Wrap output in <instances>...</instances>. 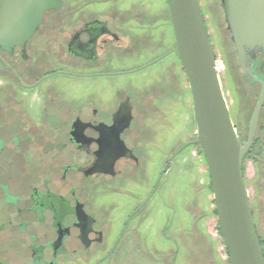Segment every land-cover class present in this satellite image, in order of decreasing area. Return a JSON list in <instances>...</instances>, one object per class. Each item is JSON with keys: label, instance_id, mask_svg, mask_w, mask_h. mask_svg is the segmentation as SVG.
Returning a JSON list of instances; mask_svg holds the SVG:
<instances>
[{"label": "flooded vegetation", "instance_id": "flooded-vegetation-1", "mask_svg": "<svg viewBox=\"0 0 264 264\" xmlns=\"http://www.w3.org/2000/svg\"><path fill=\"white\" fill-rule=\"evenodd\" d=\"M151 1L61 0L28 40L12 45L0 26V264L165 257L148 236L154 198L175 158L196 145L162 161L153 180V138L166 128L155 125L154 109L163 113L182 94L169 73L178 69L182 84L186 75L167 2L164 17L154 18ZM251 62L264 80V55ZM249 159L260 163L257 185L244 181L264 258L254 214V198L264 211V138L256 134Z\"/></svg>", "mask_w": 264, "mask_h": 264}, {"label": "water", "instance_id": "water-1", "mask_svg": "<svg viewBox=\"0 0 264 264\" xmlns=\"http://www.w3.org/2000/svg\"><path fill=\"white\" fill-rule=\"evenodd\" d=\"M166 2L176 41L173 52L186 75L196 123L195 140L184 147L196 145L204 155L230 264H264L242 172L264 105V80L254 74L251 62V56L264 55V0H220L242 75L261 89L246 142L231 120L197 0ZM60 7L61 0H0L3 42L12 45L28 40L43 16Z\"/></svg>", "mask_w": 264, "mask_h": 264}, {"label": "rangeland", "instance_id": "rangeland-1", "mask_svg": "<svg viewBox=\"0 0 264 264\" xmlns=\"http://www.w3.org/2000/svg\"><path fill=\"white\" fill-rule=\"evenodd\" d=\"M198 3L213 59L222 67L218 76L231 120L241 141L245 142L260 88L250 85L242 75L234 46L226 30L220 1L198 0ZM163 7L164 0H152L149 14L154 18L164 17ZM126 8L124 4L121 5L123 13L127 12ZM172 40L170 25V48L173 46ZM169 61L172 64V60ZM174 69L175 72L169 73V77L175 78L182 94L179 98L175 97V100L170 98L167 102L168 108L163 113L157 114L156 108L154 109L155 125L162 124L166 128L163 132L154 134L153 180L157 177L159 167L164 163L162 161H166L179 148L194 141L196 135L189 86L186 78L183 84L179 80L177 82V77L181 76L178 69L177 71ZM57 81L62 83L63 79L58 78ZM262 138L264 105L256 133L257 140L261 141ZM255 161L256 163L249 159L246 163L245 160L243 162L244 179L248 181L247 188L255 187L259 181L260 163L256 159ZM163 182L161 193L154 198L148 236L152 233L155 249L164 251L165 257H160L159 253V256H155L153 264H230L218 227L215 202L201 149L189 146L180 153ZM249 196L253 197L251 190ZM254 201L255 222L262 234L264 246V211L257 206L256 198Z\"/></svg>", "mask_w": 264, "mask_h": 264}, {"label": "built area", "instance_id": "built-area-1", "mask_svg": "<svg viewBox=\"0 0 264 264\" xmlns=\"http://www.w3.org/2000/svg\"><path fill=\"white\" fill-rule=\"evenodd\" d=\"M214 63H215V71L217 73L220 72V70L222 69L221 65L218 62H216L215 60H214Z\"/></svg>", "mask_w": 264, "mask_h": 264}, {"label": "trees", "instance_id": "trees-1", "mask_svg": "<svg viewBox=\"0 0 264 264\" xmlns=\"http://www.w3.org/2000/svg\"><path fill=\"white\" fill-rule=\"evenodd\" d=\"M239 136V135H238ZM240 138V137H239ZM241 139V138H240ZM216 213V212H215Z\"/></svg>", "mask_w": 264, "mask_h": 264}]
</instances>
